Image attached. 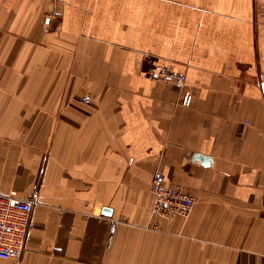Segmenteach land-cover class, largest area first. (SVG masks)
Here are the masks:
<instances>
[{
  "label": "crops",
  "instance_id": "obj_1",
  "mask_svg": "<svg viewBox=\"0 0 264 264\" xmlns=\"http://www.w3.org/2000/svg\"><path fill=\"white\" fill-rule=\"evenodd\" d=\"M0 193L35 203L0 264H264V0H0Z\"/></svg>",
  "mask_w": 264,
  "mask_h": 264
},
{
  "label": "built area",
  "instance_id": "obj_2",
  "mask_svg": "<svg viewBox=\"0 0 264 264\" xmlns=\"http://www.w3.org/2000/svg\"><path fill=\"white\" fill-rule=\"evenodd\" d=\"M149 77L169 84L177 91H182L185 77L168 67H157L148 72ZM84 103L90 99L84 97ZM192 96L188 93L181 95L179 106L188 108ZM152 198L150 207L151 217L174 220L186 219L195 203V199L178 186H166L165 176L155 171L149 187ZM34 200H22L0 193V259L19 260L22 257L26 237L31 228V214Z\"/></svg>",
  "mask_w": 264,
  "mask_h": 264
},
{
  "label": "water",
  "instance_id": "obj_3",
  "mask_svg": "<svg viewBox=\"0 0 264 264\" xmlns=\"http://www.w3.org/2000/svg\"><path fill=\"white\" fill-rule=\"evenodd\" d=\"M204 159V158H203ZM205 160V159H204ZM110 211L109 210H107V209H104V213L105 214H108Z\"/></svg>",
  "mask_w": 264,
  "mask_h": 264
}]
</instances>
